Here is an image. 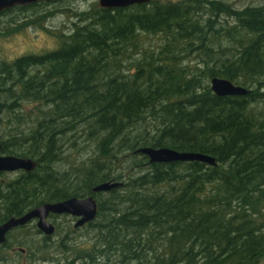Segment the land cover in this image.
Wrapping results in <instances>:
<instances>
[{"label": "trees", "instance_id": "1", "mask_svg": "<svg viewBox=\"0 0 264 264\" xmlns=\"http://www.w3.org/2000/svg\"><path fill=\"white\" fill-rule=\"evenodd\" d=\"M61 1L38 3L36 22ZM23 8L4 10L10 18L0 32L23 26H6ZM73 13V30L57 47L0 58L1 122L10 126L0 127L1 150L38 160L0 178V223L71 195L94 194L99 212L83 227L69 224L65 243L46 236L37 252L34 228L13 230L15 240L0 243V264H263L264 0L95 3ZM151 35L159 40L150 43ZM214 76L250 91L217 94ZM25 101L39 111L24 113ZM144 145L208 153L217 163H155L136 151ZM73 147L90 154L70 158ZM111 179L124 183L92 190ZM82 229L86 243L68 244ZM16 241L31 260L11 254Z\"/></svg>", "mask_w": 264, "mask_h": 264}, {"label": "water", "instance_id": "2", "mask_svg": "<svg viewBox=\"0 0 264 264\" xmlns=\"http://www.w3.org/2000/svg\"><path fill=\"white\" fill-rule=\"evenodd\" d=\"M39 0H0V12L4 9L13 7L17 4H28ZM51 1V0H49ZM150 0H99L100 6L103 7H123L133 3L148 2ZM212 89L220 95H244L250 89L243 85L234 82L233 80L223 77L214 76L211 78ZM2 143L0 142V148ZM150 157V161H174V160H203L211 164H216L215 156L208 153L179 150L170 146H152L144 145L136 149ZM38 165V160L31 156H21L16 154H0V171L9 170L15 171L18 169L32 170ZM124 183L123 180H105L93 186L92 190L108 191L114 187H118ZM99 212V202L94 194L86 196L71 195L69 197L45 201L20 215H12L4 222L0 223V242L7 239V232L15 226L28 223L34 218H37L38 225L47 233L56 231V225L48 219L50 213H70L79 218L76 220V226L85 224L94 220Z\"/></svg>", "mask_w": 264, "mask_h": 264}, {"label": "rangeland", "instance_id": "3", "mask_svg": "<svg viewBox=\"0 0 264 264\" xmlns=\"http://www.w3.org/2000/svg\"><path fill=\"white\" fill-rule=\"evenodd\" d=\"M235 3L237 7H243L247 4H257L262 0H231ZM95 3H99V0H62L59 4L50 3L47 6L51 8L53 12L47 19L40 20L39 22L28 23L27 25H23L20 29L11 31L10 33L4 34L0 32V56L6 60H12L18 55L34 52V53H42L47 50L53 49L57 47L61 41L60 35L62 37L65 36V33H70L74 27V21L77 19V15L73 12L74 10H81V9H88L92 7ZM63 6L65 10L59 9V6ZM55 7V8H53ZM53 8V9H52ZM9 15H4L3 18L0 19L6 20L9 19ZM25 21H29L25 20ZM25 21H21L24 23ZM44 24V25H43ZM1 26V25H0ZM4 26V25H3ZM6 26L15 27L17 23H13L12 25L6 23ZM159 40L158 35H151L150 43L157 42ZM2 100H8L7 97H1ZM39 103L35 101H25L22 105V111L26 114L31 112H38L37 105ZM7 111L4 109L0 112V127L5 130L7 133L10 126L5 128L4 125L6 123H2L1 119H4L6 116ZM27 125V124H26ZM14 136V135H13ZM79 149L73 147L70 149L71 153L69 154L70 158H82L86 157L90 154L89 150ZM70 158L66 157L65 162L60 164L61 169L65 170L68 163L70 162ZM19 171H10L4 172L0 178L3 177H13ZM52 221H54L57 226H60L61 231L56 232L54 238V245L58 242V239L61 237L62 232L64 229L67 228L69 224H74L76 221V217L71 214H55L51 216ZM32 228V225L29 226ZM73 237L68 239V244L71 242H78L82 241L81 243H86L87 239H89V233L85 229L77 231L73 233ZM16 235H12V239L15 238ZM41 235L37 236V241L40 239ZM35 248V247H33ZM14 252V250H13ZM57 257H59L60 262H65V253L64 252H56ZM17 260H22V256L17 253L15 254ZM42 263V264H54L55 261L49 260H37L35 264ZM264 264V262H263Z\"/></svg>", "mask_w": 264, "mask_h": 264}, {"label": "flooded vegetation", "instance_id": "4", "mask_svg": "<svg viewBox=\"0 0 264 264\" xmlns=\"http://www.w3.org/2000/svg\"><path fill=\"white\" fill-rule=\"evenodd\" d=\"M49 0H39V1H35V2H31V3H28V4H17V5H15V6H22V7H24L23 9V11L22 10H17V11H21L22 12V15H14L15 16V18L18 16V22H17V24H19V23H22L21 21H25V20H28L29 19V21H25L24 23H22L23 25H27L29 22L30 23H34V22H36V19L35 18H37V4L38 3H43V2H48ZM52 1V0H51ZM48 5V4H47ZM46 5V6H47ZM15 6H13V7H15ZM13 7H10V8H13ZM8 9V8H7ZM5 10V9H4ZM4 10H2L1 12H0V17H2L3 18V16L4 15H8V13L6 14V13H4ZM28 14H30V16L28 15ZM41 14H44V15H46V18L45 19H47L48 18V11H44V10H42L41 11ZM6 20H8V19H6ZM5 20H3V19H0V25H3L5 22H4ZM1 27V26H0ZM31 53V52H30ZM19 56V55H18ZM0 58H1V56H0ZM16 58V57H15ZM1 60H5L4 58L3 59H1ZM0 142L2 143V145H3V138L0 136ZM2 149V146H1V148H0V150ZM0 154H12V153H7L6 151H3V150H1V152H0ZM20 170H24V169H18V170H15V171H20ZM3 172H10L9 170H4ZM55 214H59V213H50L49 215H48V219L49 220H51L52 221V219H51V216H53V215H55ZM61 214H70V213H61ZM71 215H73V214H71ZM73 216H75L76 217V220L79 218V216H76V215H73ZM37 221H38V219L37 218H34V219H32L31 221H29L28 223H26V224H23V225H18V226H15V227H13L12 229H10L8 232H7V239L4 241V242H6L8 239H9V235H11V233H12V231L13 230H17V231H23L25 228H21V226H30V225H32V228H34L35 229V232L33 233V232H31L30 234H29V237L31 238V241H33V243H34V245H33V247H36V246H39V245H42V243H43V241H44V238L46 237V236H48V237H50V240L48 241L49 243H51L52 245H54V236H55V234H56V232L57 231H55V232H53V233H47L46 231H44L43 229H41L40 227H39V225H38V223H37ZM53 223H54V221H52ZM75 223H76V221H75ZM74 223V226L75 227H79V226H76V224ZM88 222H86L85 224H87ZM55 224V223H54ZM85 224H83V225H80V227H83ZM56 225V229H57V224H55ZM17 234V233H16ZM15 234V235H16ZM39 235H41V237H40V239L37 241V236H39ZM53 235V236H52ZM47 239H49V238H47ZM61 239H62V241L65 243V229H64V231L62 232V235H61ZM11 240H15V238H13L12 239V235H11ZM61 241V240H60ZM4 242H0V243H4ZM13 250H14V252H13ZM9 251L11 252V254H13V255H15V254H17L18 253V251L20 252V255L22 256V260L23 261H25V262H28V260H31V252H29V254L27 253V249H26V246L25 245H20V244H18V241H16L13 245H11V247L9 248ZM34 252H37V250L34 248ZM21 260V261H22Z\"/></svg>", "mask_w": 264, "mask_h": 264}, {"label": "bare ground", "instance_id": "5", "mask_svg": "<svg viewBox=\"0 0 264 264\" xmlns=\"http://www.w3.org/2000/svg\"><path fill=\"white\" fill-rule=\"evenodd\" d=\"M125 8V7H124ZM156 163V162H155ZM121 187V186H120ZM53 236V235H52Z\"/></svg>", "mask_w": 264, "mask_h": 264}]
</instances>
